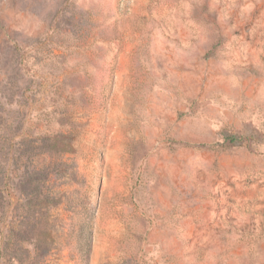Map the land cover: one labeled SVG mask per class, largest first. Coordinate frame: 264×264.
I'll use <instances>...</instances> for the list:
<instances>
[{
  "label": "rangeland",
  "instance_id": "rangeland-1",
  "mask_svg": "<svg viewBox=\"0 0 264 264\" xmlns=\"http://www.w3.org/2000/svg\"><path fill=\"white\" fill-rule=\"evenodd\" d=\"M0 264H264V0H0Z\"/></svg>",
  "mask_w": 264,
  "mask_h": 264
},
{
  "label": "trees",
  "instance_id": "trees-1",
  "mask_svg": "<svg viewBox=\"0 0 264 264\" xmlns=\"http://www.w3.org/2000/svg\"><path fill=\"white\" fill-rule=\"evenodd\" d=\"M230 141L231 142H236V141H240L239 138H236L234 136L230 137Z\"/></svg>",
  "mask_w": 264,
  "mask_h": 264
}]
</instances>
